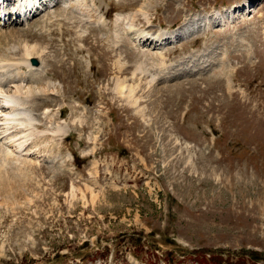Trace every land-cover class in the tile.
<instances>
[{
  "label": "rangeland",
  "instance_id": "1",
  "mask_svg": "<svg viewBox=\"0 0 264 264\" xmlns=\"http://www.w3.org/2000/svg\"><path fill=\"white\" fill-rule=\"evenodd\" d=\"M72 1L86 25L29 0L0 28V54L38 62H0V94L26 103L0 139V264H264V0L220 25L205 14L245 0Z\"/></svg>",
  "mask_w": 264,
  "mask_h": 264
},
{
  "label": "bare ground",
  "instance_id": "2",
  "mask_svg": "<svg viewBox=\"0 0 264 264\" xmlns=\"http://www.w3.org/2000/svg\"><path fill=\"white\" fill-rule=\"evenodd\" d=\"M28 2H29V0H23V5H21V7H22L23 9H24L25 7H28V6L30 7V4H29ZM31 6H33V5H31ZM22 8H21V9H22ZM234 10H235V9H234ZM165 34H166V33H165ZM10 37H12V38L15 37V34H11ZM26 51H27V50H26ZM33 51H35V50H33ZM31 52H32V51H30V52L27 51V53L25 54V58H26L27 60H28V57H29V56L32 57V55L35 54V53H31ZM0 58H1V57H0ZM6 59H8V58H6ZM26 59H25V60H26ZM9 60H11V58H10ZM22 60H23V59H22ZM25 60H23L22 62L26 65V61H25ZM0 62H2V61H0ZM23 63H22V65H23ZM1 66L4 67V64L2 63ZM26 66H28V64H27ZM0 83H1V82H0ZM120 84H121V83H120ZM118 87H119V89H122V88H121V85H120V86L118 85ZM131 92H132V91H130L129 94H131ZM31 94H33V95L35 94V95H36V93H33V92H32ZM0 99H1V98H0ZM4 100H5V99H4ZM5 102H6V101H5ZM25 104H26V103H25ZM16 106H17V104H14V105H13L14 108L11 109V110H15V112H16V110H17V107H16ZM0 107L2 108V109H0V120H1V119L3 120V125L6 126V128H5V131H6V129H8V127H7L8 124H9V123H12V122H13V119H12V117L9 118L8 116H5V115L2 114V112H4L3 109L8 108V105L3 104V105H0ZM7 111H8V110H7ZM15 114H18V113H15ZM15 114H14V115H15ZM20 115H21V114H20ZM15 116H16V115H15ZM13 118H14V117H13ZM12 125H13V124H12ZM4 126H3V127H4ZM12 128H13V126H12ZM1 130H2V129H1ZM3 130H4V129H3ZM3 130H2V133H3V135L5 136L6 133H5ZM11 131H12V130H11ZM16 131H17V130H16ZM19 131H21V130H19ZM11 133H12V132H11ZM7 138H8V137H7ZM7 138H6V139H7ZM8 141H9V140H8ZM8 141H7V142H8ZM13 144H14V143H13ZM13 146H14V145H13ZM5 177H6V176H5ZM6 179H7V178H6ZM0 183H1V182H0ZM8 183H9V182H8ZM10 184H12V182H10ZM12 186H13V185H12ZM3 187L6 188L5 186H3ZM0 188H1V187H0ZM4 188H3V189H4ZM1 191H2V188H1Z\"/></svg>",
  "mask_w": 264,
  "mask_h": 264
},
{
  "label": "trees",
  "instance_id": "3",
  "mask_svg": "<svg viewBox=\"0 0 264 264\" xmlns=\"http://www.w3.org/2000/svg\"><path fill=\"white\" fill-rule=\"evenodd\" d=\"M128 241L133 246V249H135V247H136L135 244H138L139 248L141 246L143 247V245H146V244L151 246V243H149V241H146L144 239L142 240V237L140 235H137L135 238H130ZM202 260L203 261L205 260L204 257H201V261ZM205 264H207L206 261H205ZM212 264H219V258L217 257L216 260H212ZM236 264H238V263H236Z\"/></svg>",
  "mask_w": 264,
  "mask_h": 264
}]
</instances>
